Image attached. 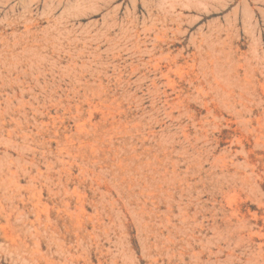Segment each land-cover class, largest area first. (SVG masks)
Here are the masks:
<instances>
[{"label":"rangeland","instance_id":"obj_1","mask_svg":"<svg viewBox=\"0 0 264 264\" xmlns=\"http://www.w3.org/2000/svg\"><path fill=\"white\" fill-rule=\"evenodd\" d=\"M0 264H264V0H0Z\"/></svg>","mask_w":264,"mask_h":264}]
</instances>
